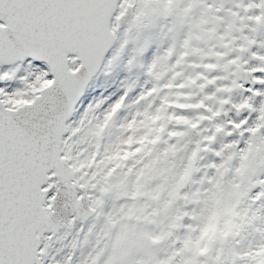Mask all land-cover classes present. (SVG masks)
Instances as JSON below:
<instances>
[{
  "label": "snow or ice",
  "instance_id": "snow-or-ice-1",
  "mask_svg": "<svg viewBox=\"0 0 264 264\" xmlns=\"http://www.w3.org/2000/svg\"><path fill=\"white\" fill-rule=\"evenodd\" d=\"M0 264H264V0H0Z\"/></svg>",
  "mask_w": 264,
  "mask_h": 264
}]
</instances>
